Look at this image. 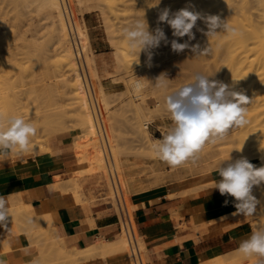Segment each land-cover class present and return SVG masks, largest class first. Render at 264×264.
I'll return each mask as SVG.
<instances>
[{"label": "rangeland", "instance_id": "1", "mask_svg": "<svg viewBox=\"0 0 264 264\" xmlns=\"http://www.w3.org/2000/svg\"><path fill=\"white\" fill-rule=\"evenodd\" d=\"M3 1L0 0V18H4V19H2L4 22L0 19V42H1V45L3 46V47L0 46V48L2 47L0 50V52H1L0 56H2V58L8 57V58H6V60L9 62H7L6 60L4 61L3 59H5V58L2 59L4 61L3 62L0 58V60H1L0 63L1 62L8 63L9 66H13L12 68L9 66L6 67L7 64H4L6 71L9 68L12 69L11 70L12 72L8 70L7 74L9 75L11 72L12 78H14V80L11 78L13 80V82L11 80L13 87H17L20 89V90H18L17 88H14V89H17V90H14L12 88V89L7 90L8 94L11 90V93L9 94V96L8 95L7 96L8 97L13 96V95H11L13 91H16V92L20 91L18 94L25 93L28 96L25 98L24 96H26V95L25 94H24V96L22 95V98L26 99L25 101H23V102H25L24 105H27V103L32 104V105L30 104L31 106L28 105L26 107L27 110H29L31 117L29 116V113L26 109L24 110V112L22 111L23 109L21 110L23 117H24V114L29 116V118L24 117L25 119L28 118L26 120L30 119L29 121H31L32 123H36V121H37V123H36L37 126L36 125L35 126L37 128H40V130L37 131V135L34 137V139H32V141H34L35 144H34V142L33 143L31 142V144H34L36 146L35 147L36 149L40 148V146L37 143H40L42 141L46 142V141H48L49 137H51L55 134H61L63 132H70L74 137L73 138V143H74L76 140H78V137L81 135V131L79 129L77 121L75 120V117H73L74 116L73 111L69 110V107H70L69 105H68L69 107L66 105V104L70 103V100H69L70 98L68 99V97L69 96L71 97V95L69 94L67 89H66L67 92H65V87H64L63 83L61 85L62 81L58 83V81H60V78L55 79V77H54L56 74H59V72L61 70L60 69V67H61L60 61L58 60L61 57H59V55H56V57H59V58H56V57L51 58V57H54V55H53V53L50 54V52H49L50 51L49 47L51 46L53 39H52V34H51L52 28L49 25L50 22L46 16L47 8H44L42 6V0H5L4 3H3ZM260 1H262V0H160L159 5H157L155 7H149V6H153L155 3H157V0H79V1L78 0H63V4L65 6L66 11H65V13L62 11L60 13H56L55 19L56 20H59V19L62 20L65 23V25L67 26V35L66 36L69 37L72 34L73 37L70 36L69 38L71 39V45L73 42L76 43L75 46H76L77 52L79 54L78 55L79 61H80L81 68L83 71V75H84V78H85V81L87 84V88L89 89L90 93H91V89H90L91 87L93 88V90L95 92V102L92 98V95H91V100L93 102V106L95 108L96 115H97V112H96L95 103L98 106V108L101 112V120H102V124H101L100 119L98 118V115H97V122L99 124L101 139H100V135H98V134H96L94 138L98 142V146H99L98 149H100L101 153H102L103 151L101 148L103 145V147L105 148V153L107 155V158L109 159V165L112 163L111 165H114L115 167L118 166L117 165V159L114 158L113 161L112 160L110 161L109 152H108L106 141H105L104 134H103V129H104V133L106 134L109 146L112 145V141L110 139V133H109V130L112 127L114 130V133L116 135L115 136V140L117 142L116 144H117L121 153L124 151L123 156H125V157H123L122 154L120 155V157L121 158L123 157L122 160L126 159V162L128 165L134 166L133 172L135 174L139 173L138 174L139 177L135 175L136 176L135 179L137 178L136 179V187L142 188V190L138 191L137 193L142 192V191H146L148 189H151V188H154V187H157L160 185L170 186V185L177 184V183H180L183 181H190V180L192 181V180L196 179L197 177L203 176L204 174H208V173L212 172L213 170H216L217 166L223 160L228 158L229 153H230L231 159L233 161H235V159H236L235 155L233 154L232 150H230V149H232L238 145L236 140H233V141H235L234 142L235 144H233L232 143L233 141H231L232 138L229 137L228 140H226L223 143H219L217 145H207L204 148L205 154H203V152L199 153L198 158L196 159L195 163H193L192 161H188V162H185L184 164L176 166L174 168H172V166L168 165L166 162L161 161L155 155H153V156H155L153 159L152 156H149V153L146 151L147 149H145L144 146L141 145V143H140L141 147L138 145L137 139L139 137V134H138V131L136 130L135 127H137L138 119L141 118L140 114L141 113L142 114L148 113L147 108L148 109L151 108L154 110V106L155 105L157 106V104L161 103L160 104L161 109H159V111L153 112L155 117L153 119H151L150 123L148 124V131H149L152 139H154V138L161 139L162 138L161 133L166 132L167 129L169 128L170 124H171V121L168 117V114L164 108L163 94L161 93V91L159 89H156L154 87V83H152V81L154 82L158 76H160L162 73H164L167 75V77L170 80H172L171 81V87L169 88V91H173L179 85H182L184 83L189 82L191 77L194 74H203V75H208V76L210 75L211 77H209V79L215 78L214 80L217 79V81H220V82L222 81L221 78L217 77L218 76L217 74L214 75L213 72L211 73L209 71V69H208L209 67H207L209 65H207L208 63H206L205 60L203 63L200 59H196V56H194V54H192L190 50L186 49L182 53H175L171 50V41L173 39H177L178 42L183 43L184 41L187 40V36H185L183 38L173 37L172 36V29L170 28V26H168L166 23H161L158 25L157 21H158L159 12L161 10H163L164 8H169L172 13H175L176 11L182 9L184 6V8L188 7L189 10L199 12L203 16L217 15L218 13L223 14V12L229 13V11H232V10L236 11L237 15L242 14L240 18H236V16H235V18H234V16L228 17L229 22L238 30L237 34L235 36L228 35L225 33H221L215 37L218 39V44H219V52H218V55L216 58L219 60L218 61L219 62L218 67L220 68L221 67L220 64L221 63L223 64L225 60L227 61L229 59L230 55L234 56L235 54H237L239 56V53H241V49L239 48V40L242 36H244L245 30H248V31L250 30L249 36L253 32H256L254 39H252L253 50L251 52L249 51L248 56H247L248 60L250 61V60H254L256 58H260L259 55L261 54L262 49L264 47V19L263 18L258 19L261 23L258 24L254 28H253V25H251V20L253 17L252 15H254V17H255V16H259L263 13L264 0H263V2H260ZM6 3H8V4H6ZM148 4H149V6H148ZM100 5L104 9L105 14H103V15H101L99 12L100 11L99 10ZM234 7L236 9H234ZM12 9H14V10H12ZM5 12H7V13H5ZM144 12H145V19L147 20V23L149 25V30L150 31L154 30L157 26L161 27L164 30L165 35L167 36L168 43H165L162 41L158 48L152 49V50H154V54H152V58L150 61L148 59L147 54L144 52H141L140 56H139V63L137 64L135 62L138 60V55L132 53L129 50V48L127 46V42L122 38V30L124 27L129 25L134 19L143 17ZM251 12L253 13L252 15H250ZM6 14L7 15L9 14V16H6ZM16 15L17 16L19 15L18 19L20 16L28 17V18L25 20L26 22L24 21V24H23L22 20H24L25 18L22 19V17H21V19H22L21 23L22 24L17 22V20H16V22L12 21L13 23H11L10 22L11 19L14 18V20H15V18H17ZM41 15H42V17H40ZM14 16H16V17H14ZM31 16H32V18H31ZM7 19L9 22H6ZM38 19H40V20H38ZM245 19H246V21H245ZM27 20H30V21H27ZM40 21H43V22H40ZM6 23H8L9 25ZM10 23L12 25H10ZM31 23L38 25L39 28H38V26L32 25ZM14 24H16V25H14ZM18 24H20L19 26H21L22 28H26V29L28 28L27 26H30L28 28L29 31L26 29H22L21 27L16 28V26H18ZM247 24L251 25L250 26L251 28L249 27L250 29L248 28ZM23 25H25V26L23 27ZM68 25L70 26L72 32H70ZM108 25H109V27H108ZM5 26H9V27H11V29L7 27L8 31H6ZM13 26H15V27H13ZM40 27H42V28H40ZM105 27H108L109 32L107 31V28H105ZM1 28H2V30H1ZM18 28H19V30H17ZM47 28H48V31H47ZM198 28H202L205 31H207L206 25L203 23V21L198 20L196 27H194V29H193V32L195 33L196 39L194 41H192L191 43L192 44L199 43L202 47L205 44L207 37L203 33H201L200 31H197ZM43 29H45V32L47 31V33H45ZM11 30H13V32L11 34L14 35L15 38L17 37L14 40H11L14 38L12 35L8 34L9 36H6L7 34H5V32L10 33ZM20 30H23V34ZM24 30L28 31V33H26V31H25V33L27 34V35L25 34L26 36L24 35ZM18 31H20L21 33ZM35 31H37V32L40 31V33L42 32L43 34L41 33L42 34L41 35L38 33L39 34L38 35L37 33H35ZM32 32L34 34H32ZM18 33H20L22 35V38L24 35L25 36L24 38H28L27 40H29V41H32L33 36L36 37L35 35H37L39 39L41 37L42 38L39 40V42H37V38L36 39L34 38L36 40V41L33 40L34 43L28 41L27 45H26V42H25V44H22V42H20L22 39L20 38V36H21L20 34H19L20 36H17ZM108 33L113 36L112 42L108 39V35H109ZM15 34H17V35H15ZM30 35H32V36H30ZM39 36H41V37H39ZM18 37L21 40L18 39ZM256 37H257V39L255 42ZM72 38H75L74 39L75 41ZM5 40H7V43H5L6 42ZM10 40H11V42H10ZM18 40H20L19 43H18ZM27 40H24V41H27ZM4 43L9 44L8 46L10 48H12L13 45H16L12 49V50H14L15 53H13L12 50L11 51L9 50L10 53H8L7 49H9V48L7 45H4ZM116 46H117V48H116ZM29 47H31V48H29ZM71 48H72V46H71ZM95 48L100 49L99 53H102V54H100L99 56H96L95 55L96 54ZM47 49L49 50L48 51L49 53L47 52ZM116 50L121 51V53H123V60L119 64L120 67H118V68L116 67V62H115V57H114V52ZM5 51L7 52L8 56H6L7 54ZM41 51L42 52L46 51V52H43L46 54L48 53V55L45 54L46 58H45L44 54L42 55ZM11 52L13 54H15V56L13 55L14 58L9 57ZM30 53H31V55H30ZM227 53H229V54H227ZM39 54L42 55L41 56L42 58L40 60L41 62L37 63V60H34V59H36L35 55L37 56V59H38ZM51 55H53V56H51ZM192 56L195 58V60ZM15 57L18 59V61H17V59L15 60ZM9 58L11 59V61L13 58L14 61L10 62V60H8ZM193 60L195 63L196 62H198V63L195 64L194 62H192ZM248 60H245V61L247 62ZM188 61H189V63H188ZM200 62H201V64H200ZM246 62H245L246 67H247V65H249V63H250V65L253 63V61H250L247 64H246ZM205 64H206V66H205ZM180 65H181V68H179ZM93 67L96 70L97 77L94 75ZM35 69L38 70V72H39V73L37 72L38 73L37 77L35 76V73H34L35 71L33 72V70H35ZM206 69H207V71H205ZM150 73H151V75H150ZM152 74L155 77H152V79H151L150 76H153ZM147 76H149L150 80L148 79ZM219 76H221V75L219 74ZM9 77H10V75H9ZM21 78H22V81L24 80L22 82V85H23V83H26L29 86L28 82L33 80L34 82L31 81L34 83L33 85L31 84L32 88L34 89L33 86H36L37 88L41 87V89H43V90L40 89L41 91L39 90L38 93L36 94V92H34L33 89H31V91L33 90L32 91L33 93H32L30 91V89H27L28 86L23 85V87L26 86L25 87L26 91H28V92L30 91V93H28V92L26 93V91L23 92L22 90L23 89L25 90V88H23L21 85H20L21 86L20 87L18 84L14 83L15 79H17V82H20L19 80H21ZM137 78L145 80V83L143 85L144 90L141 89L142 95H144L143 96L144 102H142L141 101L142 99H140L141 97H139L136 94L137 92L133 91L134 89L131 88L132 87L131 86L132 81L134 79H137ZM146 79L149 81V83ZM25 81H27V82H25ZM150 81H151V83H150ZM97 84H101L105 93H106V99L108 100V103H109L107 111H105L104 108L102 107V104H101L100 99L98 97ZM31 85H30V87H31ZM45 87H47V88H45ZM48 87H51V88L49 90H46V89H48ZM145 87H147V88H145ZM38 89H36V90H38ZM52 89H54V90H52ZM14 93L15 92H13V94ZM66 93H68V94H66ZM32 94H34V95H32ZM51 94H52V96H51ZM32 97H34V98H32ZM138 97H139V99H138ZM34 99L39 101L40 104L37 101H36V103H38V105L36 103H34V101H35ZM50 99H52V100H50ZM59 100H61V101H59ZM140 101L142 102V104L140 103ZM29 106L32 109L34 107L35 108L32 110V109H30ZM136 107H141L140 109L143 111L141 112V110L138 109L140 111V113H138V110ZM143 107H145V108L142 109ZM36 108H38L39 110ZM1 109L3 110V106L0 103V113H1L0 115L4 116V114H3L4 110L2 111ZM43 109H44V111H43ZM46 109L49 110L47 113H49L50 110L51 111L53 110V113L56 115L57 122H59V123H56L53 121L51 123L52 124H59V125H57L54 128H51L50 130H47L46 132H44V131L42 132V130H44V122L43 121H44V119L46 120V118H45L46 116H43V118H44L43 119L41 117L42 115H40L42 112L40 113V111H43V113L46 114V112H45V111H47ZM35 111H36V113H35ZM37 111H39V112H37ZM5 113H6V111H5ZM37 113H40V114H37ZM53 113L51 112V114H53ZM7 114L8 113L5 114L6 115L5 118L8 119L9 114L8 115ZM33 114H35V115H33ZM45 114H43V115H45ZM51 114H50V117L52 118ZM38 115L41 117V119L39 118L37 120L36 118H38ZM146 115H148V114H146ZM35 116H37V117H35ZM51 118H50V120H51ZM48 120L49 119L47 118V121ZM39 122L41 125H43V127L39 124ZM38 125H40V126H38ZM79 138L80 139L82 138L81 141L85 140V139H83V137H79ZM229 142H231V143H229ZM249 146L253 147L251 145H249ZM30 149H33L32 146H30V148L28 150L29 153H28V151H26L28 153L27 155H30V156L35 155L34 152L36 149H34L33 151H31ZM73 149H74V144H73ZM254 151H255L254 153L258 152L257 149ZM75 152H76V150L74 149V153ZM125 152H126V154H124ZM46 153H49V152H42L40 154H36V156L46 154ZM10 154L13 156H16V157H22V154H20L19 152H17L16 154H13L12 152H10ZM76 154H77V152L75 153V155ZM127 156L129 159L127 158ZM78 157L76 156V158H78ZM151 157H152V159H151ZM253 159H250L249 162L252 163L253 165H255L257 168L264 166V164H262L263 162L261 160H259L257 158H253ZM114 163H116V165ZM156 164H157V166H156ZM84 166L86 167V165H84ZM142 173H143V175H142ZM157 174H158V176H157ZM153 175L155 176V180L153 178L154 177ZM160 175L162 176V178ZM79 176L80 177H77L79 185H80V181H79V179H80L82 184H83V188L85 186H87L88 188L91 189V191L89 192V198H87V200H90L91 202H96L97 199H101L102 197H104L107 200L108 199H114V200L117 199L114 195L111 176H110V173L107 169H105L103 172H100V173H94L92 170H89V171L84 172V173H79ZM138 182H140V183H138ZM257 188H258V190H257ZM261 188H262V191H264V183H262L259 186H254L253 195L258 200L261 201L262 205H264V202H263L264 197L262 196L261 191H260ZM137 193L132 194V196H134ZM102 201H104V200H102ZM126 201H127V207L129 208L128 209L129 213H131L133 210H131L132 207L130 206V202L128 199ZM120 204L122 205V203H120ZM259 207L260 206H258V208ZM263 208H264V206L259 208L256 215H254L252 217L244 218L246 221H248L250 223L252 230L258 224H264V209ZM11 209L16 214V218H21L23 221H25L26 216L29 214V212H27L28 210H25V206H23L22 204L15 205V203H13ZM28 216L32 219V223L30 224V226H31V228H34V230L32 229V231L30 230L31 231L30 232L31 238H34L35 243L37 244L38 248L41 246H43L45 248V245H43V243L48 241L49 240L48 238H51L52 234H50V232H49L47 234L48 238H46L47 235L46 236L40 235L39 232L36 233L37 229L38 230L43 229V227H40L41 226L40 225L41 219H39L34 214L33 215L30 214ZM11 217L14 218V216H11ZM262 218H263V220H262ZM122 233H123V231H122ZM139 250H140V255H141L142 261H143V263H145L146 251L140 245H139ZM126 251H127L126 254L130 253L129 248ZM236 252H238V251L235 250L229 254H226L219 259L220 261L219 260L218 261L221 262V264H226V258L229 257L227 259V261L231 264L229 259L233 260L234 258L232 256ZM235 256H237V254ZM37 258H38V256H37ZM37 258H35V259H37ZM249 259L250 258H244L242 256V254H240V256L235 261H233L232 264H250L251 261H249ZM47 264H50V263H47ZM131 264H133V262ZM254 264H255V262H254Z\"/></svg>", "mask_w": 264, "mask_h": 264}, {"label": "crops", "instance_id": "2", "mask_svg": "<svg viewBox=\"0 0 264 264\" xmlns=\"http://www.w3.org/2000/svg\"><path fill=\"white\" fill-rule=\"evenodd\" d=\"M99 50L95 48L96 56L102 54ZM73 138L70 132L49 137L51 151L46 154L0 157V196L7 198L9 208L22 204L36 216H48L66 248L84 251L98 239L117 240L122 217L114 199L87 200L91 189L83 188L80 179L82 202L69 191L54 189L56 183L80 177L78 172L87 167L77 161ZM218 179L213 170L192 181L160 185L130 198L135 209L128 218L136 240L144 244V264H210L238 249L252 227L246 217L232 215L235 199L213 188ZM28 230L25 221L12 217L7 229L0 227V259L6 264H29L39 255ZM126 252L69 264H131L132 256Z\"/></svg>", "mask_w": 264, "mask_h": 264}, {"label": "bare ground", "instance_id": "3", "mask_svg": "<svg viewBox=\"0 0 264 264\" xmlns=\"http://www.w3.org/2000/svg\"><path fill=\"white\" fill-rule=\"evenodd\" d=\"M3 1V0H2ZM5 1V0H4ZM3 1V3H4ZM79 1V0H78ZM8 2V1H7ZM260 2H263L260 1ZM2 3V2H1ZM81 3V2H80ZM8 4V3H6ZM42 6L44 8H47V19H49V22H50V26L52 28V39H53V42L51 44V46L49 47L50 51L47 49V52L49 51L50 54L53 53L54 57H51V58H55L56 55H59V57H61L60 59H58L60 61V72L59 74H56L54 77L55 79H59L60 78V81L61 82V85L63 83L64 87H65V92H69V94L71 95V97L69 96L68 99L70 100V103L69 104H66L68 107H69V110L73 111V114L75 117V120L77 121L78 123V126H79V129L81 131V135L79 137H83V139H85L84 141H81V139L78 137V140H76L74 142V149L76 150L77 154L76 156L78 157L77 160L78 162L80 163H84L87 165L86 169L82 170L81 172H78V173H84V172H87L89 170H92L94 173H100V172H103L105 169H107L110 173V176H111V180H112V184H113V190H114V195L115 197L117 198L116 199V202H117V205L118 207L120 206L121 208H124L125 210H127L129 212V208L127 207V199L130 201V198L132 196V194L134 193H137L138 191L142 190V188H137L136 187V179L135 177L138 176L139 177V173H134L133 171V167L134 166H130L127 164L126 162V159L125 160H122L123 157V152L121 153L118 146H117V142L115 140V133H114V130L113 128L111 127L110 130H109V133H110V139L112 141V145L109 146V143H108V140H107V137H106V134L104 133V129H103V134H104V138H105V141H106V145H107V149H108V152H109V157H110V161L115 158L117 159V167H115L114 165H109V159L107 158V155L105 153V148L103 147L102 145V153H101V150L98 149V142L97 140L94 138L96 134L100 135V139H101V133H100V130H99V124L97 122V115H98V118L100 119V123L102 124V120H101V112L98 108V106L96 105L95 103V106H96V112H97V115L95 113V108L93 106V102L91 100V95H92V98L95 102V92L93 90V88L91 87V93L89 91V89L87 88V84H86V81H85V78H84V75H83V71H82V68H81V64H80V61H79V54L77 52V49H76V46L75 44L76 43H72L71 45V39L69 38L70 36H72V34L68 37L66 36L67 35V26L65 25V23L62 21V20H56L55 17H56V13H60L61 11L65 13V6L63 4V0H42ZM182 6V5H181ZM186 6V5H185ZM2 7V6H1ZM6 7V6H5ZM98 8V7H97ZM184 8V6H183ZM120 9V8H119ZM234 9H236L234 7ZM14 10V9H12ZM27 10V9H26ZM99 12L101 15L105 14L104 13V9L101 7H99ZM29 11V10H28ZM8 12V11H7ZM5 12V13H7ZM14 13V12H13ZM31 14V13H30ZM29 14V15H30ZM42 14V13H41ZM250 14V13H249ZM253 13L251 12L250 15H252ZM22 15V14H21ZM25 15V14H24ZM218 16L221 17V19H227L229 16L230 17H233L235 18H240L242 14H236V11L232 10V11H229V13H226V12H223L222 13H218L217 14ZM6 16H9V14ZM11 16V15H10ZM13 16V15H12ZM17 16V15H16ZM14 16V17H16ZM19 16V15H18ZM18 16L17 18H14L11 19V23H13L12 21L16 22H19L20 24H22L21 22L23 21V24H24V21L28 18V17H22L20 16L19 19H18ZM34 16V15H33ZM244 16V15H243ZM253 16V17H252ZM252 20H251V25H253V28L256 27L258 24H260L261 22L258 20V19H261L263 18L264 19V9H263V13L259 16H255L252 15ZM25 18L24 20L21 19ZM30 17V16H29ZM42 17V15L40 16ZM104 17V16H103ZM32 18V16H31ZM44 18V17H43ZM105 18V17H104ZM250 18V17H249ZM1 20L4 19V18H0ZM30 19V18H29ZM46 19V18H45ZM229 19V18H228ZM251 19V18H250ZM20 20V21H19ZM22 20V21H21ZM31 20V19H30ZM30 20H27V21H30ZM40 20V19H38ZM3 21V20H2ZM32 21V20H31ZM246 21V19H245ZM4 22V21H3ZM6 22H9L8 19ZM26 22V21H25ZM40 22H43V21H40ZM39 22V23H40ZM48 22V21H47ZM10 23V25H12ZM28 23V22H27ZM26 23V24H27ZM33 23V22H32ZM31 23V24H32ZM8 24V23H6ZM20 24H18L17 27H21L19 26ZM44 24V23H43ZM9 25V24H8ZM16 25V24H14ZM30 25V24H29ZM32 25H35V24H32ZM31 25V26H32ZM248 25V24H247ZM251 25H248V28L251 26ZM2 26V25H1ZM25 25H23L24 27ZM27 26V25H26ZM35 26H38V25H35ZM41 26V25H40ZM45 26V25H44ZM49 26V27H50ZM107 26V25H106ZM6 28V31L7 30V27L11 29V27L9 26H5ZM15 27V26H13ZM28 28L30 26H27ZM46 27V26H45ZM69 29H70V32L71 31V28L70 26L68 25ZM109 27V25H108ZM108 27H105L107 28V31L109 32L108 30ZM22 28V27H21ZM20 28V29H21ZM28 28H22V29H26L28 30ZM39 28V26H38ZM42 28V27H40ZM251 28V27H250ZM249 28V29H250ZM252 28V29H253ZM13 29V28H12ZM113 29V28H112ZM2 30V28H1ZM19 30V28L17 29ZM24 30V35L26 33H28V31ZM44 32H45V29H43ZM23 34V30H20ZM18 31V32H20ZM26 31V33H25ZM31 31V30H30ZM34 31V30H33ZM47 31H48V28H47ZM47 31L45 33H47ZM13 32V30H11L10 33L8 32H5V34H7L6 36H9V35H12L11 33ZM20 32V33H21ZM111 32V31H110ZM18 33L15 34L17 36H20L21 34ZM31 33V32H30ZM35 33H40V31H35ZM4 34V33H3ZM9 34V35H8ZM20 34V35H19ZM32 34H34L32 32ZM38 34V35H39ZM43 34V33H42ZM41 34V35H42ZM109 34V33H108ZM250 30H245V33H244V36H242L239 40V48L241 49V53H239V56L237 54H235L234 56L230 55L229 56V59L226 61H224V63L220 64L221 67L219 68L218 65H219V60L216 58L217 55H218V52H219V44H218V39L213 37V38H206V42L205 44L202 46L205 47L207 44L208 46L210 47L211 51L208 53L207 56H196V59H200L203 63H204V60L206 63H208L207 67H209V71L215 75L217 74L216 76L221 78V82L227 84L230 86L231 90H234V91H237V92H243L248 98L249 100L251 101L250 105H248V120H249V124L244 127V128H240V129H235L234 131H232L230 133V138H232L231 141L233 140H236L237 142V146L230 149L232 150L233 154L235 155V158L237 159H240L241 157L243 158H247L248 161L250 159H253V158H257L259 160H261L264 164V143H262V141H264V47L262 49V52L261 54L259 55L260 58H256L254 60H250V61H253V63L250 65H247V67L245 66V60H248L247 56H248V53L249 51L251 52L253 50L252 46V39H254L255 35H256V32H253L250 36ZM23 35V38L27 35L24 36ZM50 35V34H49ZM14 37V35H12ZM32 36V35H30ZM36 37L33 36L32 38V41H29L27 40L28 38H22V35L20 36V38L24 41V40H27V41H22L19 37L18 39V43L19 41L22 42V44H25L26 42V45H27V42H33L36 41L35 39L37 38V42H39V40L42 38L41 37L40 39L38 38L37 35H35ZM44 36V35H43ZM11 37V36H10ZM9 37V38H10ZM73 37V36H72ZM12 38V37H11ZM17 38V37H16ZM15 37L11 40H14L16 39ZM35 38V39H34ZM6 39V38H5ZM73 40L75 38H72ZM108 39L112 42L113 41V36L111 34L108 35ZM256 39L257 37L255 38V42H256ZM10 40V42H11ZM34 40V41H33ZM43 40V39H42ZM6 41V42H5ZM4 42L7 43V40H5ZM17 41V40H16ZM44 41V40H43ZM75 41V40H74ZM116 41V40H115ZM14 42V41H13ZM46 42V41H45ZM4 45H9V44H5ZM16 43V42H15ZM36 43V42H35ZM116 44V43H115ZM13 45V44H12ZM35 45V44H34ZM0 46L1 45V42H0ZM16 46V45H13V47ZM72 46V48H71ZM3 47V46H2ZM1 47V48H2ZM12 47V46H11ZM12 48H10L8 46L9 49H7L8 53L9 50L11 51ZM0 48V50H1ZM5 48V47H4ZM7 48V47H6ZM31 48V47H29ZM117 48V46H116ZM33 49V48H32ZM37 49V48H36ZM120 49V48H119ZM124 49V48H123ZM28 50V49H27ZM13 53L14 50H12ZM17 51V50H16ZM6 52V51H5ZM42 52V51H41ZM43 52H46V51H43ZM42 52V55L46 54V53H43ZM48 52V53H49ZM152 54H154V50H151ZM11 52V56L9 55V57H13V55L15 56V54H13ZM48 53L46 55H48ZM1 54V52H0ZM7 54V52H6ZM38 54V53H37ZM49 54V55H50ZM126 54V53H125ZM193 54V53H192ZM229 54V53H227ZM245 54V55H244ZM31 55V53H30ZM40 55V54H39ZM38 55V59H37V56L35 55V58L34 60H37V63H40L41 61V56ZM46 55H45V58H46ZM51 55V56H53ZM8 56V54L6 55ZM29 56V55H28ZM59 57H56V58H59ZM114 57H115V62H116V67H120L119 64L121 63V61L123 60V53H121V51H118L116 50L114 52ZM193 57V56H192ZM1 60L5 57L2 58V56H0ZM8 58V57H6ZM3 59L4 61L6 60ZM8 59L10 60V62H13L14 61V57L12 58V61L11 59ZM50 58V59H51ZM184 58V57H183ZM194 58V57H193ZM247 58V59H246ZM17 58L15 57V60ZM0 60V61H1ZM2 60V61H3ZM39 60V61H38ZM190 60V59H189ZM195 60V58H194ZM194 60L192 62H194ZM199 60V61H200ZM3 61V62H4ZM7 61V60H6ZM18 61V59H17ZM208 61V62H207ZM249 60L246 62V64L248 62H250ZM1 62L0 63V103L1 105L3 106V110H4V118H5V114L8 113V117H11V116H19V115H22V111L24 112V110L26 109L27 110V106L30 105L31 103H27V105H24L26 99H23L22 98V95L24 96L25 93H21V94H18L20 91L16 92V91H13L15 92L11 95V97H8L9 94L11 93V90L9 92V94L7 93L9 89H14V88H17V87H13V80L14 78H12V74H11V70L9 67H13V66H9L8 63H3ZM9 62V61H7ZM16 62V61H15ZM59 63V62H58ZM189 63V61H188ZM191 63V62H190ZM195 63V62H194ZM198 62H196L195 64H197ZM4 64H7V66H9L8 70L11 71L10 72V77L9 75L7 74V71H6V68H5V65ZM184 64V63H183ZM182 64V65H183ZM193 64V63H192ZM201 64V62H200ZM206 66V64H205ZM38 68V67H37ZM179 68H181V65L179 66ZM14 70V69H13ZM35 71V72H34ZM59 71V70H58ZM93 71H94V75L97 77V73H96V70L95 68L93 67ZM207 71V69L205 70ZM33 72L35 73V76L37 77L38 76V70H33ZM38 72V73H37ZM221 76H219V74ZM151 75V73H150ZM153 75V74H152ZM210 76V75H209ZM213 76V75H212ZM34 77V76H33ZM148 79H149V76H147ZM152 77H155L154 75L153 76H150V78L152 79ZM13 80H12V79ZM24 78V77H23ZM146 78V77H145ZM218 78V79H219ZM139 78L137 79H134L132 81V89H134L133 91H136L137 95L139 97H141L140 99H142L141 101H143L144 99V95H142V90H144V83H145V80L143 79H139L141 84H142V87L137 89L136 87H134L136 81L138 80ZM154 79V78H153ZM212 79V78H211ZM215 79V78H213ZM12 80V82H11ZM147 80V79H146ZM150 80V79H149ZM217 80V79H216ZM220 80V79H219ZM235 80H238V81H235ZM20 82H17V79H15V82L16 84H18L19 86L21 85L23 87V85H26L28 86V84L26 83H23L22 85V78L21 80H19ZM33 81V80H31ZM30 81V82H31ZM148 81V80H147ZM152 81V80H151ZM150 81V83H151ZM27 82V81H25ZM28 82L29 83V86L27 87V89H33L32 88V85L34 84L33 82ZM56 82V81H55ZM20 83V84H19ZM149 83V81H148ZM153 83V81H152ZM32 84V85H31ZM31 85V87H30ZM152 85V84H151ZM15 86V85H14ZM20 86V87H21ZM25 86V87H26ZM153 86V85H152ZM23 87V88H25ZM30 87V88H29ZM34 87V92H36V94L38 93V91L41 89V87L38 89L36 86H33ZM22 88V89H23ZM38 90H36V89ZM47 88V87H45ZM51 87H48V89L46 90H49ZM63 88V87H62ZM147 88V87H145ZM18 90H20L19 88H17ZM17 89H14V90H17ZM67 89V91H66ZM157 89V88H156ZM32 90V91H33ZM36 90V91H35ZM43 90V89H41ZM40 90V91H41ZM45 90V89H44ZM54 90V89H52ZM23 92L26 91V88L25 90L23 89L22 90ZM30 91H26V93H30ZM31 91V92H32ZM6 92V93H5ZM55 92V91H54ZM64 92V91H63ZM139 92V93H138ZM17 93V94H16ZM33 93V92H32ZM41 93V92H40ZM39 93V94H40ZM97 93H98V97L100 99V102L102 104V107L104 108L105 111L108 110V100L106 99V93L102 87L101 84H97ZM144 93V92H143ZM38 94V95H39ZM48 94V93H47ZM56 94V93H55ZM68 94V93H66ZM8 95V96H7ZM26 95V94H25ZM29 95V94H28ZM34 95V94H32ZM36 96V95H35ZM45 96V95H44ZM52 96V94H51ZM50 96V97H51ZM25 98L28 97L27 95L24 96ZM30 97V96H29ZM49 97V98H50ZM138 97V99H139ZM34 98V97H32ZM63 99V98H62ZM28 100V99H27ZM35 100V99H34ZM39 100V99H38ZM52 100V99H50ZM33 101V100H32ZM37 100L34 101V103H36ZM47 101V100H46ZM61 101V100H59ZM140 101V103L142 104V102ZM28 102V101H27ZM39 102V101H37ZM50 102V101H49ZM160 102V101H159ZM56 103V102H55ZM64 103V102H63ZM67 103V102H66ZM163 103V102H162ZM38 105V103H36ZM40 104V102H39ZM135 104V103H134ZM138 104V103H137ZM160 104H157V106L155 105L154 106V110L151 109V108H147V112L145 113L148 114H140L141 115V118L138 119V123H137V127L136 130L138 131V134H139V137L137 139V143L138 145L140 146V143L142 146H144L145 149H147L146 151L149 153V156H152L153 159L154 157L156 156L154 154V151L152 150V143L155 139L157 138H154L152 139L151 136H150V133L148 131V124L150 123L151 119H153L155 117V115L153 114V112L155 111H159V109H161L160 107ZM32 105V104H31ZM30 105V106H31ZM36 105V106H37ZM29 106V107H30ZM40 106V105H39ZM138 106V105H137ZM140 106V105H139ZM28 107V108H29ZM35 108V107H34ZM33 108V109H34ZM40 108V107H39ZM137 110H141L140 108L141 107H136ZM145 107H143L142 109H144ZM23 109V110H22ZM30 109H32L30 107ZM32 109V110H33ZM38 109V108H36ZM2 110V109H1ZM2 110V111H3ZM22 110V111H21ZM39 110V109H38ZM47 110V109H46ZM138 110V113H140V111ZM150 110V111H149ZM1 111V112H2ZM6 111V113H5ZM28 113H29V110H27ZM44 111V109H43ZM43 111H40V113ZM49 110L45 111V115H43L42 113H37V114H40L42 115L41 117L43 118V116H46V120L44 119V130H42V132H46L47 130H50L51 128H54L56 127L57 125L59 124H52L51 122H56V123H59L57 122V119H56V115L53 113V110L49 113H47ZM143 110H141L142 112ZM21 112V113H20ZM39 112V111H37ZM51 112L53 114H51ZM36 113V111H35ZM1 114V113H0ZM36 114V115H37ZM50 114L52 116V118L50 117ZM31 114L29 113V116ZM35 115V114H33ZM154 115V116H153ZM29 116L25 115L24 114V117H28ZM31 117V116H30ZM33 117V116H32ZM37 117V116H35ZM41 117L38 115V118H36L37 120ZM51 120H50V118ZM140 117V116H139ZM26 118V119H28ZM34 118V117H33ZM47 118L49 119L47 121ZM7 119V118H5ZM30 120V119H29ZM28 120V121H29ZM47 121V122H46ZM37 123V121H36ZM34 123V125L37 126V124ZM63 123V122H62ZM40 124V122H39ZM43 124V123H42ZM41 125V124H40ZM38 125V126H40ZM43 127V125H41ZM41 127V128H42ZM134 128V127H133ZM38 130H40V128H37ZM34 139V138H32ZM32 143L34 141H31ZM235 141H233L232 143H234ZM136 143V144H137ZM231 143V142H229ZM35 144V142H34ZM34 144H30V146H32L33 149H30L31 151H33L34 149H36L35 145ZM40 148H37L34 152V154H40L42 152H49L51 151L49 146H48V142H40V143H37ZM249 145L253 146V147H250ZM141 147V146H140ZM242 147V150H236V149H239ZM139 148V147H138ZM143 148V147H142ZM258 150L257 153H254L255 151L254 150ZM207 151V150H206ZM227 151V150H226ZM260 151V152H259ZM75 152V153H76ZM141 152V151H140ZM146 152V153H147ZM203 154H205V150L202 151ZM13 154H16L17 152H12ZM20 154H22V158H25L27 156H30V155H27L29 153L27 152H19ZM122 154V158L120 157V155ZM126 154V152L124 153ZM202 154V155H203ZM146 155V154H145ZM155 155V156H153ZM13 156V155H12ZM148 156V157H149ZM144 157V156H143ZM151 157V159H152ZM157 157V156H156ZM203 157V156H202ZM206 157V156H205ZM210 157V156H209ZM128 158V156H127ZM129 159V158H128ZM127 159V160H128ZM235 159V160H236ZM201 160V159H200ZM254 160V159H253ZM116 162V161H115ZM130 162V161H129ZM138 162V161H137ZM136 163V162H135ZM158 163V162H157ZM116 165V163H114ZM146 165V164H145ZM159 165V164H158ZM154 166V165H153ZM157 166V164H156ZM172 168H174L172 166ZM171 169V168H170ZM166 170V169H165ZM155 171V170H154ZM170 171V170H169ZM144 173V172H143ZM142 173V175H143ZM158 173V172H157ZM136 175V176H135ZM147 175V174H146ZM164 175V174H163ZM145 176V175H144ZM154 176V175H153ZM158 176V174H157ZM161 176V175H160ZM154 180H155V176L153 177ZM162 178V176H161ZM157 179V178H156ZM165 179V178H164ZM140 183V182H138ZM142 183V182H141ZM151 184V183H150ZM138 185V184H137ZM141 185V184H140ZM142 186V185H141ZM212 186V185H211ZM54 189L55 190H61L62 192L66 193V191H69L70 193H72V195L74 196V198L77 200V201H81V195L83 196V194H81V186L79 185L78 183V180H77V177H74L64 183H56L53 185ZM140 187V186H139ZM263 188V187H262ZM262 188H261V194L262 196L264 197V191H262ZM146 190V189H145ZM258 190V188H257ZM259 192V191H258ZM113 194V193H112ZM182 194V193H181ZM113 196V195H112ZM172 196V195H171ZM178 196V195H177ZM261 196V197H262ZM262 197V198H263ZM19 198V197H18ZM264 199V198H263ZM84 200V199H82ZM82 202V201H81ZM264 202V201H263ZM120 203H122V206ZM130 206L132 207L131 210H134L135 207L133 205L130 204ZM10 209V215L11 216H14V218H16V214L14 213V211ZM264 209V208H263ZM25 210H28L26 207H25ZM130 210V211H131ZM29 212L28 215H33L32 212L30 211H27ZM26 216V219H25V223H27V226H29V230L28 231H32V229L34 230V228H31L30 224L32 223V219L29 217V216ZM39 219H41L40 221V227H43V229H40V230H36V233L39 232L40 235H47L49 232L50 234H52V237L51 238H48V235L46 236V238H48L49 240L44 242L43 245H45V248L43 246L39 247V255H38V258L37 259H34L31 263L29 264H47V263H50V264H69V263H72V262H76V261H80L81 260H86L87 258L89 259V257L93 258L94 256H108V255H113V254H118V253H123L125 252L128 248L129 249H133V247L135 246L137 248V250H139V245L140 246H144V244H142V241H140L139 239L136 240L135 237H133L132 235V232L129 231L128 228H125V230H122L123 233H121V236L115 240V241H107L105 239H98L92 246L88 247L87 249H85L84 251H77V250H74V249H68L66 248V246L62 243V240L57 238V235H55V230H54V227L49 219L48 216H37ZM17 220V219H16ZM263 220V218H262ZM16 223V222H15ZM17 224V223H16ZM30 231V232H31ZM34 232V231H33ZM20 233V231H19ZM51 239V240H50ZM134 242V246H133V243ZM140 251V250H139ZM229 254V253H228ZM237 254V256H235ZM240 256V253L236 252L232 257L233 260H230L229 261L231 262V264L233 263V261H235L238 257ZM83 258V259H82ZM95 258V257H94ZM221 258V257H220ZM220 258H217V259H214L212 261H210L209 263L210 264H221V262H219ZM229 258V257H228ZM226 258V264H230ZM225 259V258H224ZM219 260V261H218ZM250 264H254L255 262V257L253 258H250L249 259ZM223 262V261H222ZM224 263V262H223ZM202 264V263H201Z\"/></svg>", "mask_w": 264, "mask_h": 264}, {"label": "clouds", "instance_id": "4", "mask_svg": "<svg viewBox=\"0 0 264 264\" xmlns=\"http://www.w3.org/2000/svg\"><path fill=\"white\" fill-rule=\"evenodd\" d=\"M157 0L153 6L159 5ZM202 20L207 31L198 28L209 40L221 33L235 36L237 29L227 19L218 15L203 16L199 12L182 8L172 13L169 8L159 12L157 24L166 23L172 29V36L187 40L183 43L173 39L171 50L182 53L190 50L194 56H207L211 51L208 44L201 47L199 43L192 44L196 39L193 32L197 21ZM122 38L127 42L129 50L139 56L141 52L152 58V49L158 48L161 42L168 43L164 30L157 26L149 30V25L143 17L134 19L123 28ZM208 75L194 74L190 81L169 91L171 81L166 74L158 76L154 87L163 94L164 108L171 124L161 139H155L151 145L154 154L168 165L176 167L185 162L195 163L198 154L207 145H217L228 140L235 129L244 128L249 124L248 105L251 101L243 92L231 90L230 86L209 79ZM238 81V80H235ZM142 87L138 79L134 85ZM37 127L22 115L4 119L0 115V157L10 152H26L30 148L32 138L37 135ZM264 143V141H262ZM236 150H242V147ZM219 179L214 181V189L222 196L235 199L233 216L252 217L257 214L262 205L253 195L254 186L264 183V166L257 168L247 158L241 157L233 161L230 153L216 168ZM228 201L225 200V204ZM258 206H260L258 208ZM10 209L5 196H0V227L8 228ZM237 251L244 258L255 257V264H264V224L255 226L251 234L240 241ZM0 264L6 261L0 259Z\"/></svg>", "mask_w": 264, "mask_h": 264}, {"label": "built area", "instance_id": "5", "mask_svg": "<svg viewBox=\"0 0 264 264\" xmlns=\"http://www.w3.org/2000/svg\"><path fill=\"white\" fill-rule=\"evenodd\" d=\"M119 209H120L121 217H122L121 223H120L121 229L125 230V228H128L129 231L132 232L133 237H135L133 230H132L131 223H130L129 218H128L129 212L127 210H125L124 208H121L120 206H119ZM132 243L134 246V242H132ZM129 252L132 256L133 264H144L142 261L141 255H140V251L137 250V248L135 246L133 247V249L132 248L129 249Z\"/></svg>", "mask_w": 264, "mask_h": 264}]
</instances>
